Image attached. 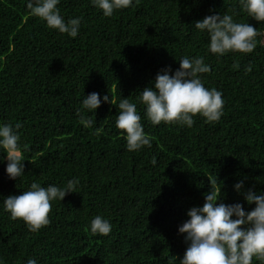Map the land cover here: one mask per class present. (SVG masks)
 Wrapping results in <instances>:
<instances>
[{"label":"trees","instance_id":"16d2710c","mask_svg":"<svg viewBox=\"0 0 264 264\" xmlns=\"http://www.w3.org/2000/svg\"><path fill=\"white\" fill-rule=\"evenodd\" d=\"M58 7L65 19L82 18L76 38L46 27L26 0H0V122L22 125L25 159V175L15 181L0 160V197L18 195L32 181L61 186L74 177L78 193L52 201L49 224L35 233L0 209V264H178L186 248L178 226L188 208L202 206L213 181L225 203L246 210L254 205L233 185L243 179L245 188L264 191V43L249 54L217 57L192 25L227 13L264 41V22L248 17L238 0H133L111 17L90 0H60ZM184 55L210 65L201 79L222 92L219 121L197 115L191 128L152 125L138 103L151 147L137 152L126 150L114 105L86 112L91 127L80 123L84 95L137 101L158 71H175ZM96 215L109 219L108 235L91 234Z\"/></svg>","mask_w":264,"mask_h":264},{"label":"clouds","instance_id":"9594fccd","mask_svg":"<svg viewBox=\"0 0 264 264\" xmlns=\"http://www.w3.org/2000/svg\"><path fill=\"white\" fill-rule=\"evenodd\" d=\"M60 0H26L30 14L45 22L46 27L76 38L81 28L82 18L65 19L58 7ZM91 5L101 10L104 17H111L115 11L129 8L133 0H90ZM241 11L248 17L264 22V0H238ZM192 27L207 36L206 52L217 57L231 53L249 54L254 51L261 35L249 23L237 22L227 13L207 15L194 22ZM177 60V59H176ZM179 67L172 71L165 67L157 72L149 86L139 91L138 100L128 97L117 100L97 92L84 95L80 107L76 109L79 121L91 127L94 121L86 112L94 113L102 103L116 107L115 127L121 131L129 152L151 147V139L144 131L142 117L137 104L143 106V117L152 125L173 123L191 128L193 117L199 115L205 122L215 123L223 115L222 92L216 88H206L202 74L210 72V65L200 55L181 56ZM251 71V65L245 72ZM171 72V74H170ZM15 125L0 122V160H6L5 173L10 180L25 175L24 155L21 148L19 129ZM26 150V149H25ZM152 163H156L153 157ZM79 178L68 179L61 186L48 184L42 186L32 181L26 190L18 195L0 197V209L9 214L11 220H22L30 232H38L49 224L52 201H62L67 194L78 193ZM233 190L248 205L246 210L240 202L225 203L222 187L217 189L215 181L203 195L202 206L187 209V219L178 226L186 244L178 264H253V260L264 264V191L245 188L241 179L233 185ZM92 235H108L112 230L109 219L96 215L88 225ZM177 262V258L175 257ZM25 264H38L36 259L28 258Z\"/></svg>","mask_w":264,"mask_h":264}]
</instances>
